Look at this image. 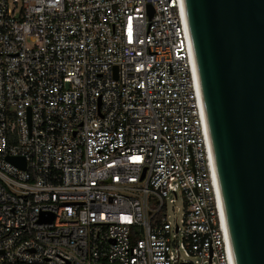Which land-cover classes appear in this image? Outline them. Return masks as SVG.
Returning <instances> with one entry per match:
<instances>
[{"label":"built area","instance_id":"2783aa9c","mask_svg":"<svg viewBox=\"0 0 264 264\" xmlns=\"http://www.w3.org/2000/svg\"><path fill=\"white\" fill-rule=\"evenodd\" d=\"M18 262L236 264L184 0H0V264Z\"/></svg>","mask_w":264,"mask_h":264},{"label":"water","instance_id":"95a60500","mask_svg":"<svg viewBox=\"0 0 264 264\" xmlns=\"http://www.w3.org/2000/svg\"><path fill=\"white\" fill-rule=\"evenodd\" d=\"M184 2L236 264H264V0Z\"/></svg>","mask_w":264,"mask_h":264},{"label":"rangeland","instance_id":"374dc122","mask_svg":"<svg viewBox=\"0 0 264 264\" xmlns=\"http://www.w3.org/2000/svg\"><path fill=\"white\" fill-rule=\"evenodd\" d=\"M180 206V200H177L176 203H170V201L167 200L165 211L170 215L171 220H174L176 217L181 218V211L178 210Z\"/></svg>","mask_w":264,"mask_h":264},{"label":"trees","instance_id":"16d2710c","mask_svg":"<svg viewBox=\"0 0 264 264\" xmlns=\"http://www.w3.org/2000/svg\"><path fill=\"white\" fill-rule=\"evenodd\" d=\"M16 264H29V263L18 262V263H16Z\"/></svg>","mask_w":264,"mask_h":264}]
</instances>
